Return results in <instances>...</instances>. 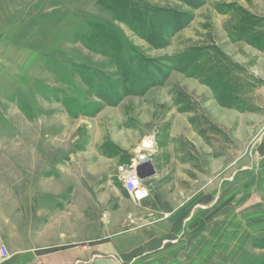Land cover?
<instances>
[{
	"label": "rangeland",
	"instance_id": "374dc122",
	"mask_svg": "<svg viewBox=\"0 0 264 264\" xmlns=\"http://www.w3.org/2000/svg\"><path fill=\"white\" fill-rule=\"evenodd\" d=\"M233 1L0 0L3 215L24 219L44 180L56 198L42 199L51 213L36 231L64 247L107 242L109 225L162 227L156 246L96 264H264V118L246 113L264 54L229 49ZM142 157L153 175L137 208L116 167Z\"/></svg>",
	"mask_w": 264,
	"mask_h": 264
},
{
	"label": "crops",
	"instance_id": "0c3cea01",
	"mask_svg": "<svg viewBox=\"0 0 264 264\" xmlns=\"http://www.w3.org/2000/svg\"><path fill=\"white\" fill-rule=\"evenodd\" d=\"M212 1L213 0H209V2ZM257 1L259 5L264 7V0ZM224 7L227 8V12L224 13L225 16L229 17L234 12L237 13L236 15H240L239 17H235L232 14L234 16L233 21L229 22L230 25L228 27H225L226 31L224 32V35L226 40L229 41V46H231H228L229 49L232 48L234 52L236 50L237 55L240 53L241 56L245 55L244 53L247 55V49L264 54V10L258 9V7L253 4L246 9L239 4L237 0H234L233 4L230 6ZM246 16L248 22L244 21ZM239 25L242 27L237 28ZM245 28H248L247 32L243 30ZM231 34L233 37L232 41ZM225 38H223L224 41ZM240 54L238 55L239 58H241ZM225 55L233 61L232 63L235 66H239L241 68L240 71L243 69L248 71L249 78L254 80L251 76L252 71L249 70L247 66L241 65V63H239L235 58L232 59L227 52ZM252 74L257 77V79L264 81V77L260 76V78H258L254 72H252ZM241 76L243 75L241 74ZM260 80H258L257 83H261ZM258 85L251 88V107L250 110L246 112L248 118L251 117L252 119L264 118V85H260V87ZM254 95H256L255 98L253 97ZM242 118H244V115ZM253 124L254 126L251 128L257 129V122L255 121ZM134 164H136L135 161ZM152 166L153 165L151 164V166L147 168V174L150 171H153ZM117 168L118 166L116 167V170ZM117 176L119 179L118 170ZM41 183V191L33 189L25 194L26 205L25 214H23L25 217L24 219L22 216L19 217L20 214L18 212H15V216L12 218L4 216L0 211V246L7 248L9 252L8 258H15V264L23 263V261H25L23 264H74L76 262L81 264L83 262L86 264H96L98 257H102L104 254L103 251L107 252V257H112L113 260L117 258L123 259L122 257L131 256L134 252H138L150 244L156 246V244L161 241L162 227L160 225L158 226L155 222L140 225L135 229H128L120 233L115 232L112 234L109 232L114 230V228L109 225L105 227L106 233L103 235V242H107L101 244L98 242V236H89V238L80 239L78 241L79 244L69 248L60 244V241L56 237L51 236V238H48L49 235H39V232L36 230L40 227L37 228L35 226L39 225V222L46 219L45 215L51 213L50 208L45 207L46 201L56 198L55 192L45 190V181L43 180ZM43 198H47V200H42ZM89 198H92L91 193L89 194ZM147 201L148 199L140 203H133L137 206V208H143L142 204H145ZM128 202L129 200L126 202L127 206H129ZM37 204L40 206V209L38 210H36ZM90 206L91 204H89L88 208H90ZM122 206L123 207L119 210L116 216L118 218H123L124 216L127 218L126 216H128L129 213L126 212L130 210V207L126 208L124 204H122ZM90 211L92 212V210ZM146 213L144 215H146ZM140 217L142 218V216ZM134 218L137 217L135 216ZM97 222L98 220L96 216L93 219L90 217L89 221L86 222V224L89 225V228H86V231H91L92 229L97 231ZM21 223H25V225L20 226Z\"/></svg>",
	"mask_w": 264,
	"mask_h": 264
},
{
	"label": "built area",
	"instance_id": "2783aa9c",
	"mask_svg": "<svg viewBox=\"0 0 264 264\" xmlns=\"http://www.w3.org/2000/svg\"><path fill=\"white\" fill-rule=\"evenodd\" d=\"M119 179L122 183L124 191L134 203H140L149 197V190L146 187V178L140 177L136 170L135 164L129 166L120 165L117 168ZM146 173V170L144 171ZM143 175V173H141ZM9 257V252L6 247L0 246V262Z\"/></svg>",
	"mask_w": 264,
	"mask_h": 264
},
{
	"label": "water",
	"instance_id": "95a60500",
	"mask_svg": "<svg viewBox=\"0 0 264 264\" xmlns=\"http://www.w3.org/2000/svg\"><path fill=\"white\" fill-rule=\"evenodd\" d=\"M148 162H149V165L147 164ZM145 163L146 165H148L147 167L144 166ZM150 166H151L150 160L148 158H145L144 160H141L135 164V170L140 177L151 176L153 175V171H150L148 174H143V175L141 174V173H144L143 170L144 171L147 170V168H149Z\"/></svg>",
	"mask_w": 264,
	"mask_h": 264
},
{
	"label": "clouds",
	"instance_id": "9594fccd",
	"mask_svg": "<svg viewBox=\"0 0 264 264\" xmlns=\"http://www.w3.org/2000/svg\"><path fill=\"white\" fill-rule=\"evenodd\" d=\"M145 145H146L147 147H151V146H152L151 143H149L147 140L145 141Z\"/></svg>",
	"mask_w": 264,
	"mask_h": 264
},
{
	"label": "bare ground",
	"instance_id": "6f19581e",
	"mask_svg": "<svg viewBox=\"0 0 264 264\" xmlns=\"http://www.w3.org/2000/svg\"><path fill=\"white\" fill-rule=\"evenodd\" d=\"M148 142L150 143V141H148ZM144 145H145V143H144ZM145 146H146V145H145ZM144 159H145V158L142 157V159H140V161H141V160H144Z\"/></svg>",
	"mask_w": 264,
	"mask_h": 264
},
{
	"label": "trees",
	"instance_id": "16d2710c",
	"mask_svg": "<svg viewBox=\"0 0 264 264\" xmlns=\"http://www.w3.org/2000/svg\"><path fill=\"white\" fill-rule=\"evenodd\" d=\"M197 5H198V6H199V5H202V3H197L196 6H197Z\"/></svg>",
	"mask_w": 264,
	"mask_h": 264
}]
</instances>
